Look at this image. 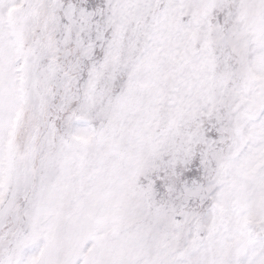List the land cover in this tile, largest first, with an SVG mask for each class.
Listing matches in <instances>:
<instances>
[{
  "label": "snow or ice",
  "instance_id": "snow-or-ice-1",
  "mask_svg": "<svg viewBox=\"0 0 264 264\" xmlns=\"http://www.w3.org/2000/svg\"><path fill=\"white\" fill-rule=\"evenodd\" d=\"M0 264H264V0H0Z\"/></svg>",
  "mask_w": 264,
  "mask_h": 264
}]
</instances>
